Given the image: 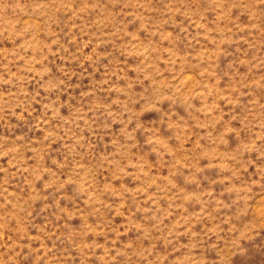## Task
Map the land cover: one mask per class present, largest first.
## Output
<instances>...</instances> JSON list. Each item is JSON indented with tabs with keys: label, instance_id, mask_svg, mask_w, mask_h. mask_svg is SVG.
I'll use <instances>...</instances> for the list:
<instances>
[{
	"label": "rangeland",
	"instance_id": "374dc122",
	"mask_svg": "<svg viewBox=\"0 0 264 264\" xmlns=\"http://www.w3.org/2000/svg\"><path fill=\"white\" fill-rule=\"evenodd\" d=\"M0 264H264V0H0Z\"/></svg>",
	"mask_w": 264,
	"mask_h": 264
}]
</instances>
